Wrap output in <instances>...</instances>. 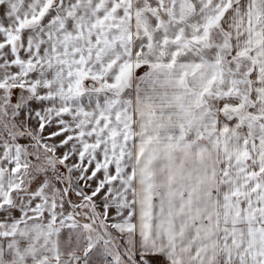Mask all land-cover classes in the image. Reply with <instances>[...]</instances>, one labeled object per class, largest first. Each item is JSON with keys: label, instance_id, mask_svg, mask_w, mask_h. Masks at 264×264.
I'll return each instance as SVG.
<instances>
[{"label": "snow or ice", "instance_id": "1", "mask_svg": "<svg viewBox=\"0 0 264 264\" xmlns=\"http://www.w3.org/2000/svg\"><path fill=\"white\" fill-rule=\"evenodd\" d=\"M0 264H264V0H0Z\"/></svg>", "mask_w": 264, "mask_h": 264}]
</instances>
